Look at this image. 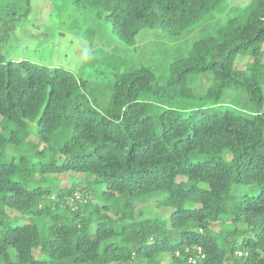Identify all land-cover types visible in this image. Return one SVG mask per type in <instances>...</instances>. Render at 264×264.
Wrapping results in <instances>:
<instances>
[{"label": "trees", "instance_id": "trees-1", "mask_svg": "<svg viewBox=\"0 0 264 264\" xmlns=\"http://www.w3.org/2000/svg\"><path fill=\"white\" fill-rule=\"evenodd\" d=\"M75 2L131 46L229 4ZM169 72L165 85L145 67L116 74L100 113L70 72L0 57V264H189L194 247L197 264H264V0L225 14ZM179 100L188 111L167 108ZM250 185L256 196L234 190Z\"/></svg>", "mask_w": 264, "mask_h": 264}, {"label": "rangeland", "instance_id": "rangeland-1", "mask_svg": "<svg viewBox=\"0 0 264 264\" xmlns=\"http://www.w3.org/2000/svg\"><path fill=\"white\" fill-rule=\"evenodd\" d=\"M249 2L228 0L224 13H210L178 35L144 27L131 46L119 38L107 12L100 8L75 0H0V57L70 72L84 82L81 90L92 108L103 113L108 108L116 74L145 67L154 74L157 84L165 85L171 63L186 57L196 40L214 35L216 26L225 22V14ZM209 85L206 81L200 90ZM191 104L179 100L170 102L167 108L186 112ZM31 129L35 130L34 124ZM31 135L36 137L34 132ZM59 179L62 187L70 186L66 175ZM234 190L248 196H256L259 191L253 185L236 186ZM138 208L140 211L144 207Z\"/></svg>", "mask_w": 264, "mask_h": 264}, {"label": "built area", "instance_id": "built-area-1", "mask_svg": "<svg viewBox=\"0 0 264 264\" xmlns=\"http://www.w3.org/2000/svg\"><path fill=\"white\" fill-rule=\"evenodd\" d=\"M194 250H195V256L189 257L188 259L189 264H197L198 261L202 260L205 257L200 247H194ZM238 255H241V254L238 253Z\"/></svg>", "mask_w": 264, "mask_h": 264}]
</instances>
